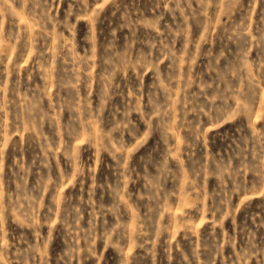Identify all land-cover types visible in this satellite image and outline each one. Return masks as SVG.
<instances>
[{"label": "rangeland", "instance_id": "374dc122", "mask_svg": "<svg viewBox=\"0 0 264 264\" xmlns=\"http://www.w3.org/2000/svg\"><path fill=\"white\" fill-rule=\"evenodd\" d=\"M0 264H264V0H0Z\"/></svg>", "mask_w": 264, "mask_h": 264}]
</instances>
